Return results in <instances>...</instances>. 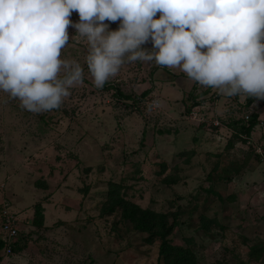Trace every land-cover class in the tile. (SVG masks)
Segmentation results:
<instances>
[{"label": "rangeland", "instance_id": "374dc122", "mask_svg": "<svg viewBox=\"0 0 264 264\" xmlns=\"http://www.w3.org/2000/svg\"><path fill=\"white\" fill-rule=\"evenodd\" d=\"M68 33L60 59L78 62L83 80L59 108L35 114L0 90V218L11 214L17 228L0 264H165L157 240L120 210L102 211L111 182L173 220L166 238L195 264H264V99L222 95L179 67L126 57L96 88L87 37ZM153 99L161 104L149 111ZM251 114L255 124L240 132Z\"/></svg>", "mask_w": 264, "mask_h": 264}, {"label": "clouds", "instance_id": "9594fccd", "mask_svg": "<svg viewBox=\"0 0 264 264\" xmlns=\"http://www.w3.org/2000/svg\"><path fill=\"white\" fill-rule=\"evenodd\" d=\"M70 26L87 37L96 88L126 57L179 67L222 95L264 99V0H0V90L21 108L57 109L82 82L81 65L60 59ZM149 41L151 50L143 47ZM160 104L153 99L148 110Z\"/></svg>", "mask_w": 264, "mask_h": 264}, {"label": "trees", "instance_id": "16d2710c", "mask_svg": "<svg viewBox=\"0 0 264 264\" xmlns=\"http://www.w3.org/2000/svg\"><path fill=\"white\" fill-rule=\"evenodd\" d=\"M63 77V76H60ZM144 91L142 95H145ZM120 96V94L117 92ZM128 98V96H123ZM246 126L240 125V132L248 133L249 129L255 124V114H251L246 121ZM119 185L109 183L106 191V201L103 204L102 211L108 214L115 210H120L121 217L129 220L136 230L144 231L148 234L147 241H158V254L162 257L165 264H195L192 251L188 247L170 244L167 240V235L170 233L174 223L171 220L170 224L165 223V216L161 213H156L148 209H143L135 206L132 202L124 199L118 192ZM41 208L37 204L33 210L32 222L40 224ZM4 239L0 237V250L4 247ZM15 243L11 244L10 249L13 250ZM10 250V251H11Z\"/></svg>", "mask_w": 264, "mask_h": 264}, {"label": "built area", "instance_id": "2783aa9c", "mask_svg": "<svg viewBox=\"0 0 264 264\" xmlns=\"http://www.w3.org/2000/svg\"><path fill=\"white\" fill-rule=\"evenodd\" d=\"M15 218L11 215L3 213L0 218V237L4 239V247L2 252L7 255L10 253V245L15 241L17 236V228L15 226Z\"/></svg>", "mask_w": 264, "mask_h": 264}]
</instances>
